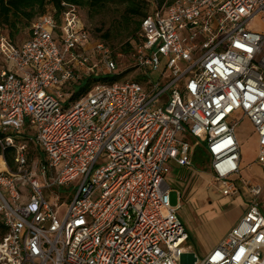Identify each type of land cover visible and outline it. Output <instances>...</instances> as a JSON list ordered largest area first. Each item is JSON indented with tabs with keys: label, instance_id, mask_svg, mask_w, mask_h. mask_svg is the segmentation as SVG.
<instances>
[{
	"label": "built area",
	"instance_id": "obj_1",
	"mask_svg": "<svg viewBox=\"0 0 264 264\" xmlns=\"http://www.w3.org/2000/svg\"><path fill=\"white\" fill-rule=\"evenodd\" d=\"M145 1L156 7L129 56L143 82L97 83L73 100L81 77L118 68L75 6L58 19L42 15L20 45L0 36V264H264V186L233 179L237 114L252 123L264 167V31L251 28L264 25V0ZM179 135L203 143L220 196L248 195L201 260L165 180L172 167H193V148ZM70 184L58 220V202L49 206L43 191Z\"/></svg>",
	"mask_w": 264,
	"mask_h": 264
},
{
	"label": "rangeland",
	"instance_id": "obj_2",
	"mask_svg": "<svg viewBox=\"0 0 264 264\" xmlns=\"http://www.w3.org/2000/svg\"><path fill=\"white\" fill-rule=\"evenodd\" d=\"M167 1V0H166ZM47 13L54 14V9L49 6L46 9ZM80 17L83 23L88 27L90 32L95 37H100L109 28V18L95 17L90 19L85 9L80 8ZM252 30L264 31V25L259 20H255L252 24ZM98 30V31H97ZM100 30V31H99ZM7 36L5 31L0 33ZM28 29L17 34L13 41L20 45L28 40ZM120 39L111 40V44L119 48L122 42ZM163 70L165 59H161ZM5 63V61H4ZM118 68L114 75L124 73L120 81L134 80L139 74V70L133 66L129 58H121L118 60ZM11 67V64L5 63ZM101 73V72H100ZM159 72H152L154 80L157 79ZM112 78L113 75H107ZM142 79V78H141ZM146 79V78H145ZM144 80V78H143ZM76 84V83H75ZM77 91L79 86H73ZM69 95L65 96L68 99ZM235 118L239 121L236 127V139L241 144L242 167L240 173L233 179L242 178L252 185L264 186V167L256 164V149H255V129L246 117L237 114ZM189 142L193 148L191 170L172 167L171 171L166 175V183L170 187L169 201L171 206H178V194L181 198L178 216L182 221L186 231L190 234L191 239L187 245L190 251L194 253L198 259L206 257L208 252L215 247L218 237L227 231L228 227H232L243 213L248 195L241 190L237 196L223 198L220 196L210 184L213 182L211 172L208 168L207 156L203 158L199 150L203 147V143L198 138L192 136H178ZM36 157H43L41 152L35 151ZM7 167L9 171L13 170ZM4 167L3 170H5ZM238 182V181H237ZM78 181L74 183L77 185ZM73 185L52 187L50 191L44 190L43 195L49 206L53 207L54 202H58L56 216L58 220H62L67 212V203L70 199ZM56 196V198L54 197ZM260 208L264 211V192L259 200Z\"/></svg>",
	"mask_w": 264,
	"mask_h": 264
},
{
	"label": "trees",
	"instance_id": "obj_3",
	"mask_svg": "<svg viewBox=\"0 0 264 264\" xmlns=\"http://www.w3.org/2000/svg\"><path fill=\"white\" fill-rule=\"evenodd\" d=\"M157 2L158 7H161L169 5L172 0H157ZM68 5L75 6L79 14L80 8L85 9L90 19L95 17L109 18V28L100 37H95L82 20L81 22L89 32L91 41L100 42L107 46L116 62L124 57L129 58L140 43L142 21L156 7L154 3L145 0H0V33L5 31L7 33L6 37L13 43L14 37L26 29H28L30 37L32 24L47 13V7L51 6L54 9L52 15L58 19ZM114 39H120L119 41L122 42L119 48L111 44L110 41ZM2 64L3 61L0 57V66ZM123 75L124 73L113 75L110 78L107 75L95 72L89 77H81L73 85L79 86V89L75 91L72 87L74 93L70 99L73 100L85 95L97 83L113 84L122 82L120 79ZM134 80L140 83L143 82L140 76H136ZM199 153L203 158H206L204 149L200 148ZM3 157L7 166L12 168L14 165L13 151L6 150ZM0 229L3 235L4 230L1 224Z\"/></svg>",
	"mask_w": 264,
	"mask_h": 264
},
{
	"label": "crops",
	"instance_id": "obj_4",
	"mask_svg": "<svg viewBox=\"0 0 264 264\" xmlns=\"http://www.w3.org/2000/svg\"><path fill=\"white\" fill-rule=\"evenodd\" d=\"M255 139H256V140H255V149H256V154H257L258 142H257L256 134H255ZM239 145H240V150H241V144L239 143ZM240 167H242V153H241ZM245 207H246V205H245ZM245 207H244V209H245ZM244 209H243V212H244ZM242 214H243V213H241L240 217L242 216ZM240 217H239V218H240ZM234 225H235V224H234ZM234 225H233V226H234ZM230 228H231V227H228V228H227V231L218 237L217 244H218L219 241L223 238V236H224V235L230 230ZM187 233H188V232H187ZM188 235H189V239H188V241H189V240L191 239V236H190L189 233H188ZM217 244H216V245H217ZM216 245H215V246H216ZM211 250H212V249H211ZM211 250H210V251H211ZM210 251H209V252H210ZM209 252H208V253H209Z\"/></svg>",
	"mask_w": 264,
	"mask_h": 264
},
{
	"label": "bare ground",
	"instance_id": "obj_5",
	"mask_svg": "<svg viewBox=\"0 0 264 264\" xmlns=\"http://www.w3.org/2000/svg\"><path fill=\"white\" fill-rule=\"evenodd\" d=\"M4 164H3V162H2V159L0 158V171H2L3 169H4Z\"/></svg>",
	"mask_w": 264,
	"mask_h": 264
}]
</instances>
